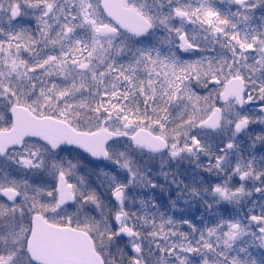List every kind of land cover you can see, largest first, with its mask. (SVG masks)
I'll return each instance as SVG.
<instances>
[{
    "label": "snow or ice",
    "instance_id": "obj_1",
    "mask_svg": "<svg viewBox=\"0 0 264 264\" xmlns=\"http://www.w3.org/2000/svg\"><path fill=\"white\" fill-rule=\"evenodd\" d=\"M0 264H264V0H0Z\"/></svg>",
    "mask_w": 264,
    "mask_h": 264
}]
</instances>
